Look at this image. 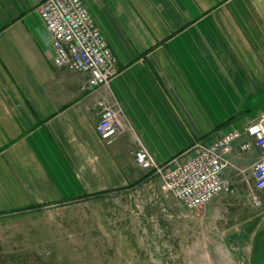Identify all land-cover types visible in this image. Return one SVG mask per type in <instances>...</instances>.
Segmentation results:
<instances>
[{"label": "crops", "instance_id": "0c3cea01", "mask_svg": "<svg viewBox=\"0 0 264 264\" xmlns=\"http://www.w3.org/2000/svg\"><path fill=\"white\" fill-rule=\"evenodd\" d=\"M41 1L0 0L2 223L16 211L138 186L147 175L133 155L141 145L161 163L184 159L264 114V0H81L117 59L115 75L96 87L52 63L35 10ZM98 99L123 109L125 129L109 139L95 131ZM257 156L254 145L233 143L225 169L232 193L199 208L238 212L232 225L247 243V264H264Z\"/></svg>", "mask_w": 264, "mask_h": 264}, {"label": "rangeland", "instance_id": "374dc122", "mask_svg": "<svg viewBox=\"0 0 264 264\" xmlns=\"http://www.w3.org/2000/svg\"><path fill=\"white\" fill-rule=\"evenodd\" d=\"M144 172L127 190L6 214L0 264L248 263L247 243L232 225L238 212L187 210Z\"/></svg>", "mask_w": 264, "mask_h": 264}, {"label": "built area", "instance_id": "2783aa9c", "mask_svg": "<svg viewBox=\"0 0 264 264\" xmlns=\"http://www.w3.org/2000/svg\"><path fill=\"white\" fill-rule=\"evenodd\" d=\"M35 10L50 35L52 63L85 74L90 87L107 84L118 70L117 59L83 2L42 0ZM95 107L99 115L95 131L101 139L124 131V113L119 103L98 99ZM236 141L240 151L252 145L258 149L252 164L254 186L264 189V114L248 124L244 132L228 129L195 145V152L184 159L161 163L142 145L133 155L140 168L161 177L167 191L183 207L196 210L221 193H232L225 169L226 156ZM251 198L259 204L257 193H252Z\"/></svg>", "mask_w": 264, "mask_h": 264}, {"label": "trees", "instance_id": "16d2710c", "mask_svg": "<svg viewBox=\"0 0 264 264\" xmlns=\"http://www.w3.org/2000/svg\"><path fill=\"white\" fill-rule=\"evenodd\" d=\"M97 195H100V193L94 194L93 196H97Z\"/></svg>", "mask_w": 264, "mask_h": 264}]
</instances>
